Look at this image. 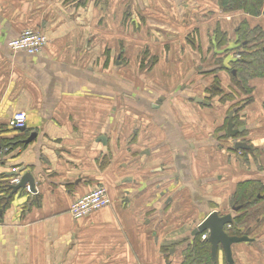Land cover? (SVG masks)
Listing matches in <instances>:
<instances>
[{
    "label": "crops",
    "instance_id": "crops-1",
    "mask_svg": "<svg viewBox=\"0 0 264 264\" xmlns=\"http://www.w3.org/2000/svg\"><path fill=\"white\" fill-rule=\"evenodd\" d=\"M197 17L203 23L193 26ZM235 17L264 34V6L256 17L224 14L219 0H141L140 8L135 0H0V264H183L203 212L215 210L207 199L223 214L226 189L264 185V152L260 166L226 162L212 139L228 106L189 100L213 82L200 59L215 29L228 34ZM26 29L45 34L47 47L13 52L9 42ZM159 30L169 32L161 39ZM133 38L152 55L137 58ZM191 70L193 82L179 88ZM249 82L255 100L242 114L264 148V77ZM19 112L23 132L8 127ZM22 167L36 193L26 188L7 202L19 180L9 175ZM98 185L111 204L74 220L72 204ZM260 221L248 225L264 236ZM257 242L233 247L235 263L264 264V237Z\"/></svg>",
    "mask_w": 264,
    "mask_h": 264
},
{
    "label": "flooded vegetation",
    "instance_id": "flooded-vegetation-1",
    "mask_svg": "<svg viewBox=\"0 0 264 264\" xmlns=\"http://www.w3.org/2000/svg\"><path fill=\"white\" fill-rule=\"evenodd\" d=\"M237 34L235 35V41L232 42V40L227 37V45L225 47H221V51H219L220 48L216 46V44L213 42L214 39V33L212 36V43L214 46H212L211 43V50L210 56H209V63L207 64V72L212 77L213 82L209 83L207 86V90H204V97L201 98L200 96L194 95L193 97H189L190 102L197 103V98H201L203 102L198 103L199 105H204L206 107H209L211 109L219 110L218 106H228L227 111L225 113V116L223 117V124L221 127L217 130L214 138L216 139L217 148L220 149L223 154L226 156V162L228 161H234L238 163L239 165L242 164L244 166H249L251 163H254L257 166H260L259 158L261 157V153L264 152V148L259 145L255 144L253 140H251L248 135L250 132L251 124L249 125V122L247 120V116L245 114H242L244 111V108H246L249 104L248 101L245 102L244 98H239L241 95H245L247 98L250 97V92L252 90L246 91V90H223L221 88V85L218 86V83H221V79L219 74H228V76L231 78V80L234 82V87H237L238 89H241L242 81L244 78H241L242 71H240V67H246V63L244 58L242 57L243 52H247L245 50H242L237 48ZM227 36V34H226ZM232 43H235V47L232 48L230 46ZM227 46H230L226 48ZM215 48V49H214ZM232 50V52L235 54V59H231L229 56V52ZM215 61H218L219 64H216ZM208 62V61H207ZM217 83V85L215 84ZM237 98L236 101H232V97ZM161 99L158 100V104L161 103ZM205 101L208 103L205 104ZM251 103V102H249ZM232 114V118H230ZM229 119L232 120V123L234 125V131H236L235 136H229L230 131L228 130V122ZM207 144H204L205 146ZM199 145L198 147L200 148ZM239 146L238 148H236ZM196 147V148H198ZM244 182L237 183L234 188L232 187L230 189L225 190V202L227 203L228 207L225 213L221 214L218 210V205L214 204L212 200L207 199L205 201V206L211 210L215 209L213 212H217L220 216H228L231 219L230 224H227L225 226V233L230 237H244L247 236L249 239L253 240L251 243H257L260 245L261 243L257 242V239H262L264 236L261 233H256L255 228H253L252 225H248V222H258L260 223L261 219L264 218V211H261L264 209V207L260 208V211L258 210L262 203H264V191H260L256 193L257 191H253L251 193L249 190L247 191L243 187ZM263 185V184H262ZM264 186V185H263ZM216 206V207H215ZM215 207V208H214ZM202 210V207H201ZM204 215L207 217L210 213L206 214V211L203 212ZM212 213V212H211ZM203 215V216H204ZM204 217V218H206ZM203 236V235H202ZM208 237L204 240L201 239L202 242H206ZM245 245L250 243H239L232 246V256L234 260V252L233 247L237 245ZM222 251V247L219 248V252ZM218 252V253H219ZM223 254V252H222ZM218 258L219 254L217 256V262L218 264ZM223 264H228V262L225 259V256L223 254ZM234 264L235 261H234Z\"/></svg>",
    "mask_w": 264,
    "mask_h": 264
},
{
    "label": "trees",
    "instance_id": "trees-1",
    "mask_svg": "<svg viewBox=\"0 0 264 264\" xmlns=\"http://www.w3.org/2000/svg\"><path fill=\"white\" fill-rule=\"evenodd\" d=\"M219 6L225 14L243 12L247 15L256 17L261 15L264 0H219ZM243 29L245 30L243 31ZM213 42L218 48L225 47L227 45V36L220 30L219 26L215 29ZM236 43L237 48L240 47V49L247 51L242 53V57L244 58L247 66L245 68L240 67V71H242V76L240 75V77L244 78L241 89H244V86L254 77H264V34L261 30L257 28H250L246 22H243L240 30L238 31ZM247 99L245 102L248 101L247 103L249 104V99ZM232 101H236V98L233 97ZM4 147L8 148L9 145L8 147ZM243 187L251 193H253L254 190L257 191L256 193H258L259 190L264 191V186L254 181L244 182ZM10 191L8 190V192ZM1 204L3 206L5 202H1ZM202 235L203 234L193 237L190 244L185 247L183 252V264H213L211 245L208 241H201Z\"/></svg>",
    "mask_w": 264,
    "mask_h": 264
},
{
    "label": "water",
    "instance_id": "water-1",
    "mask_svg": "<svg viewBox=\"0 0 264 264\" xmlns=\"http://www.w3.org/2000/svg\"><path fill=\"white\" fill-rule=\"evenodd\" d=\"M197 103L203 102L201 98H197ZM205 104L208 103L205 101ZM232 118V114L230 116ZM234 125L232 123V120L229 119L228 122V130L230 131L229 136H235L236 131L233 130ZM18 131L23 132L25 130L24 128L17 129ZM35 135H32L28 140L25 142L26 144H30L34 139ZM100 141L107 145V138L105 136H102L100 138ZM237 146L236 148H238ZM26 169L22 167L19 172H14L13 174H10L9 176H16L19 177V182L15 185H9V189L11 190V193L9 194L7 198V202L11 198L14 197L17 193L25 190L26 188L30 190L31 194L36 193V182L33 176L30 173H25L21 176L22 173H24ZM231 219L228 216H220L217 212L210 213L205 220H203L193 231V236H198L200 234L209 233L208 242L211 245V256H212V263L216 264L217 262V256L219 252V248L222 247V252L225 256L226 261L228 264H234L233 256H232V246L239 243H251L253 240L249 239L247 236L244 237H230L225 233V226L227 224H230Z\"/></svg>",
    "mask_w": 264,
    "mask_h": 264
},
{
    "label": "built area",
    "instance_id": "built-area-1",
    "mask_svg": "<svg viewBox=\"0 0 264 264\" xmlns=\"http://www.w3.org/2000/svg\"><path fill=\"white\" fill-rule=\"evenodd\" d=\"M49 44L48 37L32 29L24 30L21 35L8 44L13 52H24L33 55L41 52ZM26 125V114L19 112L14 114L8 123L12 129H21ZM111 204L108 190L104 185L96 186L88 194L78 198L70 208L71 217L76 220H82L92 213L99 212ZM206 235L203 239H206Z\"/></svg>",
    "mask_w": 264,
    "mask_h": 264
},
{
    "label": "rangeland",
    "instance_id": "rangeland-1",
    "mask_svg": "<svg viewBox=\"0 0 264 264\" xmlns=\"http://www.w3.org/2000/svg\"><path fill=\"white\" fill-rule=\"evenodd\" d=\"M124 1H126V0H119V5L121 4V3H123ZM135 1H137V3H138V6H139V8H140V6H141V0H135ZM161 3H162V0H161ZM127 6H134V4H127ZM155 10H154V12H155V14L154 15H156L157 14V1H155ZM129 13H127V14H125L124 16H126L127 17V19L129 20L130 18H131V16H127ZM162 14H163V12H162ZM225 14V13H224ZM222 17L223 15H222V13H220V14H218L217 16H215V17ZM141 17V16H140ZM224 17V16H223ZM197 20H196V22L193 24V26L195 25V24H201V23H203V22H201L200 21V19L197 17L196 18ZM221 18H219V19H217V21H218V23H221ZM232 20H233V24H232V27H231V30L228 32V34H227V37H231V39H232V42H234L235 41V35H236V32L237 31H239L240 30V28H241V26H242V20H243V17H235V18H232ZM217 21H214V22H217ZM132 22V21H131ZM131 22H128L127 24H129V25H131ZM134 27H135V24H134ZM245 29H243V31H244ZM163 31H166V30H159V32H157V31H155V32H153V34L156 36V37H159V38H163V36H162V32ZM242 31V32H243ZM134 32H137V30L135 29L134 30ZM166 32H169V31H166ZM137 36H138V33L136 34ZM188 36V35H187ZM138 39V38H137ZM189 39H190V41H195V39H196V37L194 36V35H191V36H189ZM157 40V39H156ZM119 42L121 43V45L118 47V49H117V51H118V53H119V58L120 57H122V59H123V54L122 53H124L125 52V48H124V46H123V44L125 43L124 42V40L123 39H119ZM133 43H134V51H133V53H135V54H137V53H140L139 54V56H137V58L138 57H140V56H143V57H145V55H148L149 54V56H151L152 54H151V51L149 50V47H144L143 45H142V43H141V41H139V40H136V39H134L133 38ZM236 43V42H235ZM235 43H232L230 46H232V48H234L235 47ZM139 44H141V45H139ZM230 46H227L226 48H228V47H230ZM215 49V48H214ZM211 50V49H210ZM211 51H213V50H211ZM219 51H221V48L219 49ZM143 54V55H142ZM209 56H210V54L208 55V57H205V56H203L202 55V57H201V64H205V61L206 60H209ZM229 56L231 57V59H235V54L232 52V50L229 52ZM154 57V56H153ZM216 62V64H219V62L218 61H215ZM140 65H142V66H144V69H149V68H151L153 65H155V61L154 60H151V61H149L148 63H146V64H142V60H141V62H140ZM245 68V67H244ZM245 70V69H244ZM195 72L193 71V70H191V71H189V75H187L186 77H182V83H181V85L179 86V88H181V86H183V84L185 83V82H188V81H190V82H193V81H191V79L194 77V74ZM226 77H227V80H226V82H223V87H224V89L223 90H242V89H238L237 87H234V82L231 80V78L228 76V74H226ZM221 81V80H220ZM216 85H217V83H215ZM250 84V82H248V84H246L245 86H244V89L243 90H250L249 88H253V87H251V85H249ZM221 85V83L219 84L218 83V86H220ZM207 86H208V84H207ZM248 88V89H247ZM151 90H160V89H158V86L156 85V84H154V85H151ZM207 90V89H206ZM197 92V94H202L203 93V90H197L196 91ZM250 93H252L253 94V92H250ZM252 94H250V97L248 98L249 99V102H252L253 100H255V97H254V95H252ZM232 98H233V96H231ZM247 97H248V95H247ZM247 97L245 96V95H241V96H239V98H244L245 100L247 99ZM247 99V100H248ZM236 100H237V98H236ZM245 177H243L242 179H244ZM239 180H241V179H239ZM183 241H185V240H183ZM185 245H187V243L185 244ZM188 246V245H187ZM185 247L186 246H183V248L185 249Z\"/></svg>",
    "mask_w": 264,
    "mask_h": 264
}]
</instances>
